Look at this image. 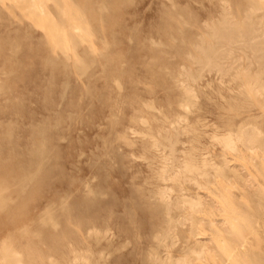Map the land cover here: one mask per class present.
Segmentation results:
<instances>
[{
    "label": "rangeland",
    "instance_id": "rangeland-1",
    "mask_svg": "<svg viewBox=\"0 0 264 264\" xmlns=\"http://www.w3.org/2000/svg\"><path fill=\"white\" fill-rule=\"evenodd\" d=\"M225 24L264 31V0H0V264H72L87 247V264H150L152 253L169 264L190 233L210 242L215 224L200 234V222L218 216L217 197L231 205V169L248 165L243 143L232 151L220 138L264 130V91L240 98L249 87L227 76L202 70L184 98L194 44ZM171 125L181 133L169 155L158 135ZM192 146L209 162L197 182L177 174ZM90 226L99 233L86 236ZM167 226L173 243L156 247Z\"/></svg>",
    "mask_w": 264,
    "mask_h": 264
},
{
    "label": "bare ground",
    "instance_id": "bare-ground-1",
    "mask_svg": "<svg viewBox=\"0 0 264 264\" xmlns=\"http://www.w3.org/2000/svg\"><path fill=\"white\" fill-rule=\"evenodd\" d=\"M211 28L213 29H211L213 32L211 36L214 37L213 41L205 43L204 40L200 39V36V41L194 44L199 55L191 56V58L198 63V69L192 72L189 67H185L182 71L183 78L180 84L183 85L184 98L189 99L191 97L195 99L191 84L200 78L202 70L214 71L220 78V82L218 81L220 84L225 76L238 86L246 84L249 89L238 90L240 98H244L242 95L250 91H264V80H260L262 71H264V31L255 34L254 32L258 28L252 24H248L243 30H236L230 24ZM237 51H240L242 55L234 54ZM240 59L245 61V65L242 67L239 64L236 66V63ZM253 64L256 66L255 71L250 70ZM183 101L186 102L187 100L183 99ZM231 102L228 101V104L233 105ZM186 107L185 105L183 106L184 109ZM169 128L166 131L163 130L158 136L166 140L169 147L168 150L171 152L169 155H172L174 144L177 142L181 129L173 125ZM159 137H155L150 142V146H160ZM215 139H217V136ZM237 141L243 143V147H245L248 165L244 174L239 173L237 169H231L232 179L225 187V190L231 196V205L223 212L220 198L217 197L218 216L200 222V234L207 228L208 223L215 224L214 235L211 237L210 242L208 243L205 239L206 237L201 235L193 237L194 235L190 233L183 240L180 256L172 260L167 253L162 261L166 260L165 262H169V264H241L244 260H249V264H264V167H262L264 165V130H260L254 125H239L235 130L227 129L225 135L220 138L222 147L232 151L235 149ZM193 150L194 147L192 146L190 152L187 154L188 157L180 163L177 170L179 173L177 174H181L184 178L197 182L195 174L204 179L207 178L209 162L204 159L197 160L193 155ZM167 159L169 161L166 163L163 171H161L160 178H165V174L170 172L174 167L176 159L173 156ZM215 172L220 173L221 167H216ZM162 190L158 193L159 203L165 205V190L164 188ZM188 204L190 205L189 207L196 208L199 205V197L189 198ZM165 209H167V205ZM167 221L171 222L172 218L168 217ZM86 231L87 233H85L88 237L96 235L97 232L99 233L94 226H90ZM106 231L107 228L104 234ZM153 236L156 247L163 246L164 241L167 239L173 243L174 239L170 226H167L161 233H156ZM260 242L262 243L260 244ZM83 251L80 253L76 248L72 249V264H81L82 261L86 262V264L87 262H91L92 250L87 247ZM148 259L150 264H156L161 260L155 253L149 254ZM93 264H95L94 260Z\"/></svg>",
    "mask_w": 264,
    "mask_h": 264
}]
</instances>
